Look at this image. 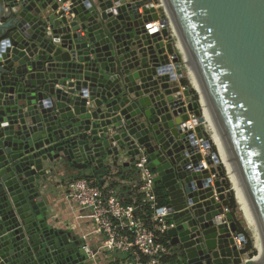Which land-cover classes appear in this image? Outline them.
I'll return each instance as SVG.
<instances>
[{
    "label": "water",
    "instance_id": "1",
    "mask_svg": "<svg viewBox=\"0 0 264 264\" xmlns=\"http://www.w3.org/2000/svg\"><path fill=\"white\" fill-rule=\"evenodd\" d=\"M159 2L148 35L153 0H0L1 264H88L48 222L49 174L133 166L140 149L167 192L176 264H253L220 154L264 253V0Z\"/></svg>",
    "mask_w": 264,
    "mask_h": 264
},
{
    "label": "built area",
    "instance_id": "2",
    "mask_svg": "<svg viewBox=\"0 0 264 264\" xmlns=\"http://www.w3.org/2000/svg\"><path fill=\"white\" fill-rule=\"evenodd\" d=\"M153 3L158 10L159 18L143 25L148 35L160 33L162 29L160 18L165 17L160 2L153 0ZM169 34L165 42L171 40L170 30ZM193 118V114L189 113L185 127L195 135ZM195 142L202 155V167L207 168L203 159L209 155L207 148L203 146L205 138L196 137ZM217 157L210 159L214 160ZM128 158L122 155L121 161L117 164L122 165ZM149 163L148 154L140 149L134 157L133 170L137 179L132 185L128 200L121 195L117 185H112L111 182L121 180L115 176L116 171L111 169L103 176L101 184L78 176L61 186L62 198L67 202L68 210L74 214L76 222H85L84 227L77 232V238L81 243L80 251L88 264H97V256L104 251L126 253L130 257L129 264H170L166 258L172 255V250L169 239L164 237L166 231L173 227L172 212L167 203H158L155 173ZM245 254L243 261L248 258Z\"/></svg>",
    "mask_w": 264,
    "mask_h": 264
},
{
    "label": "crops",
    "instance_id": "3",
    "mask_svg": "<svg viewBox=\"0 0 264 264\" xmlns=\"http://www.w3.org/2000/svg\"><path fill=\"white\" fill-rule=\"evenodd\" d=\"M177 83L182 86L180 79L177 80ZM108 166L104 165L101 168L95 169L94 166L90 164L85 165V163H81L77 165L74 163L73 165L67 166L70 170L61 168L58 169V174H56L57 169H55V173L51 172L49 174L50 178L48 179L49 181L51 180L49 182L51 197L48 198V200H50L48 222L55 226V228L64 229L77 238V232L84 227L83 224L85 222H76L77 220L74 214L68 210L67 202L62 198L63 188L61 186L68 180L78 176L91 175L95 180L99 178L102 179L104 176H101L100 169L102 168H109L111 171H116L115 176L121 180L116 182L118 189L124 199L128 200L132 191V185L137 179L133 166H124L123 164L112 165V163H109ZM122 175L125 176L121 177ZM96 261L97 264H129L130 257L126 253L120 251H104L97 256Z\"/></svg>",
    "mask_w": 264,
    "mask_h": 264
},
{
    "label": "trees",
    "instance_id": "4",
    "mask_svg": "<svg viewBox=\"0 0 264 264\" xmlns=\"http://www.w3.org/2000/svg\"><path fill=\"white\" fill-rule=\"evenodd\" d=\"M180 83H181L182 86L188 87L186 78H184V77L180 78ZM190 93H191V99H196L197 98V95L195 94V92L193 90H190ZM100 171H101V176H103V175H105V174H107L109 172V168H102V169H100ZM124 176L125 175H122L121 177H124ZM84 177H86L90 181H96L98 184H101L102 180H103V178L102 179L99 178L98 180H95L94 177L91 176V175H86ZM111 183H112L113 186L117 185L116 182H111ZM226 188L227 189L230 188L229 183L226 184ZM155 192H156V195H157L158 203L159 204H166L167 203V192L164 190V188L162 187L161 184L156 183ZM227 208L233 215V220H234L235 225H236L237 234H242L244 236V238H245V249H244V252L247 253L248 251L252 250L253 244H252V240H251L249 232L247 231V229L243 225V221H242V218H241V213H240V211L238 209V204L236 203V200H235L232 192H231V195H230V197L228 199ZM164 238L167 239L166 236ZM166 260L170 264H176L174 262L173 255L167 257Z\"/></svg>",
    "mask_w": 264,
    "mask_h": 264
},
{
    "label": "bare ground",
    "instance_id": "5",
    "mask_svg": "<svg viewBox=\"0 0 264 264\" xmlns=\"http://www.w3.org/2000/svg\"><path fill=\"white\" fill-rule=\"evenodd\" d=\"M219 157H220V160H221L222 164L226 168L228 179L230 180L232 188H233V190L235 192V198H236L238 207H239V209H240V211H241V213L243 215V218H244L245 222L247 223L248 228L251 230L252 235H253V246H254V249L256 250V253L251 258V261H252L253 264H264V253H263V251H262V249L260 247V244H259V242L257 240L256 235H255V232H254V230L252 228V225H251L250 220L248 218V215L246 213V210H245V207H244L243 202L241 200V197H240V194L238 192V189H237V187H236V185H235V183H234V181H233V179H232V177H231V175H230V173H229V171L227 169V166H226V164L224 162L223 154H220Z\"/></svg>",
    "mask_w": 264,
    "mask_h": 264
},
{
    "label": "rangeland",
    "instance_id": "6",
    "mask_svg": "<svg viewBox=\"0 0 264 264\" xmlns=\"http://www.w3.org/2000/svg\"><path fill=\"white\" fill-rule=\"evenodd\" d=\"M157 2L159 3L158 0H157ZM238 208H239V207H238ZM239 211H240V209H239ZM240 213H241V211H240ZM241 218H242V221H243V225L245 226V228L247 229V231H248L249 234H250V237H251V240H252V244H253V235H252V232H251V230L248 228L247 223L245 222V220L243 219V215H242V213H241ZM255 253H256V250L254 249V246H253L252 250L248 251V252L245 254V256L249 258V257L254 256Z\"/></svg>",
    "mask_w": 264,
    "mask_h": 264
}]
</instances>
